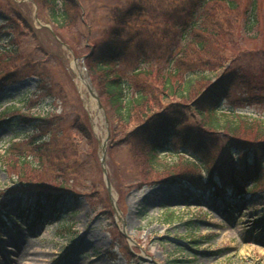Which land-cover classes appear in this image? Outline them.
Listing matches in <instances>:
<instances>
[{
    "label": "rangeland",
    "instance_id": "374dc122",
    "mask_svg": "<svg viewBox=\"0 0 264 264\" xmlns=\"http://www.w3.org/2000/svg\"><path fill=\"white\" fill-rule=\"evenodd\" d=\"M132 2L82 0V9L96 31L108 25L109 11ZM168 3L170 0H154L165 11L170 8ZM8 5L10 10L4 12ZM223 15L230 21L238 18L236 13ZM6 16L14 17V25L24 34L49 31V35H38L39 42L26 37L22 49L45 59L42 66L49 71L51 82L43 91H38V79L33 76L7 86V100L0 101V113L45 117L48 121L44 125L52 134L48 136L50 150L66 149L67 158L65 162L60 158L51 160V170L42 173L36 159H25L27 145L23 137L30 133L29 127L18 125L16 118L13 126L0 129L1 212L11 215L19 205L26 204L23 193L29 187L25 183H40L49 190L66 183L59 193L54 217L51 210L45 209L32 227V220L20 221L8 224V231H0V264H264V183L242 200L235 198L236 192L220 200L208 188L181 191L177 182L166 180L168 175L189 169L184 159L194 157L195 150L187 144H170L156 169L141 164V141L135 139L109 148L110 142L124 139V134L113 140L107 97L103 81L98 79L101 74L93 81L80 59L88 55L87 41H80L70 29L56 31L59 34L51 32L52 26L37 14L31 0H0V25ZM260 19L262 24L250 34L243 33L240 21L231 25L219 22L231 35L221 43L225 49L224 67L236 59L242 65L249 59L250 63L259 61V54L264 53V10ZM171 38L174 36L168 40ZM131 66L124 65L120 73L128 72ZM80 69L88 75L102 104L98 119L96 102L78 77ZM222 71L217 69L215 75ZM232 114L264 122V82L252 84L246 94L234 91L218 113L220 123ZM186 123L191 129L196 126L191 118ZM107 129L110 138L105 170L114 202L109 200L101 167L100 144ZM87 131L92 135L88 140ZM212 138H217L216 134ZM215 142L221 160L225 141ZM186 152L187 156H178ZM70 158H74L75 165L73 160L68 161ZM201 177L204 183L206 170L201 171ZM31 193L37 197L34 187Z\"/></svg>",
    "mask_w": 264,
    "mask_h": 264
},
{
    "label": "trees",
    "instance_id": "16d2710c",
    "mask_svg": "<svg viewBox=\"0 0 264 264\" xmlns=\"http://www.w3.org/2000/svg\"><path fill=\"white\" fill-rule=\"evenodd\" d=\"M31 1L37 6V14L47 20L55 33L70 29L80 41H87L89 52L84 63L93 81L101 74L98 79L103 81V93L107 97V118L113 125L111 136L114 140L124 134V139L110 142L109 148L135 139L141 141L144 148L141 164L156 169L162 164V154L173 142L193 147L194 161L184 160L189 169L165 177L177 182L181 191L195 187L223 193L236 190L243 194L252 182L246 191L254 193L256 186L264 183V122L256 123L236 114L223 123L218 118L224 102L234 91L243 90L246 94L249 86L264 82V53L259 54L256 63H250L249 59L242 65L236 59L224 67L225 49L221 43L231 35L219 22L231 25L240 21L243 33L250 34L262 24L264 0H170L166 11L163 6L155 5L154 0H133L128 7L109 11L108 25L96 31L85 19L82 0ZM8 9L9 5L4 12ZM228 12L240 18L230 21L223 15ZM4 20L0 26V101L7 100V86L31 76L38 79V91L45 90L51 82L49 71L42 66L45 59L25 53L22 45L26 37L39 42L38 35L43 32L49 35V31L41 29L31 36L14 25V17L6 16ZM170 35L174 39L168 40ZM73 50L77 55L74 47ZM126 64L132 66L128 72L120 73ZM219 68L223 71L215 75ZM189 118L195 125L194 118L199 122L193 129L186 126ZM13 119L30 129L23 137L27 145L26 160L29 156L36 159L42 173L51 170V160L60 158L65 162L66 149L50 150L48 136L52 134L44 125L48 121L45 117L8 116L1 112L0 129L13 126ZM213 134L217 141H225L221 160ZM85 135L87 140L92 137L89 131ZM71 160L75 165L74 158L68 161ZM203 170L207 171L204 183ZM65 184L61 182L56 189L49 190L40 183L37 186L25 183L29 187L24 189H29L24 192L26 204L18 208L17 214L23 218L29 213L38 218L48 209L55 216L59 193L66 188ZM33 187L37 199L31 194ZM1 221L2 218L0 224Z\"/></svg>",
    "mask_w": 264,
    "mask_h": 264
},
{
    "label": "water",
    "instance_id": "95a60500",
    "mask_svg": "<svg viewBox=\"0 0 264 264\" xmlns=\"http://www.w3.org/2000/svg\"><path fill=\"white\" fill-rule=\"evenodd\" d=\"M87 90L90 94V96L95 99L96 103H97V108L98 110L101 109V104L99 102V99H98V96L97 94L95 93L91 83H87ZM109 139V133H107V137H106V140L100 145V149H101V166H102V170H103V173H104V176H105V180H106V185H107V189H108V192H109V197H110V200L113 201V198H112V195H111V186H110V182H109V179L107 177V172L105 170V153H106V143Z\"/></svg>",
    "mask_w": 264,
    "mask_h": 264
},
{
    "label": "bare ground",
    "instance_id": "6f19581e",
    "mask_svg": "<svg viewBox=\"0 0 264 264\" xmlns=\"http://www.w3.org/2000/svg\"><path fill=\"white\" fill-rule=\"evenodd\" d=\"M78 77H79V79L81 80V82H82V84L83 85H87V80H86V76H85V71L84 70H82V69H80V70H78ZM96 117V119H98V118H100L101 117V115H100V113L99 112H96V115H95Z\"/></svg>",
    "mask_w": 264,
    "mask_h": 264
}]
</instances>
